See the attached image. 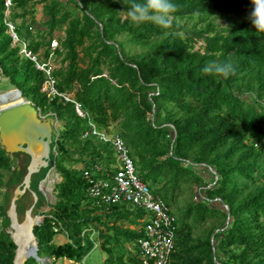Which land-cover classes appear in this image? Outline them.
I'll use <instances>...</instances> for the list:
<instances>
[{
  "label": "trees",
  "instance_id": "1",
  "mask_svg": "<svg viewBox=\"0 0 264 264\" xmlns=\"http://www.w3.org/2000/svg\"><path fill=\"white\" fill-rule=\"evenodd\" d=\"M228 1L173 0L178 10L172 27L165 30L124 19L128 0H16L14 23L44 5L45 20L26 33H36L35 39L27 41L17 27L33 54L43 50L47 59L52 40L65 33L58 37L54 76L62 93L74 94L87 115L83 118L74 104L50 102L42 93L45 74L14 43L0 0L3 77L42 114L53 113L62 123L51 146V161L62 179L55 187L56 204L40 214L44 219L34 230L40 258H49L52 264L63 259L82 264L95 248L90 234L82 235L95 229L101 249L114 256L115 264H141L137 247L141 233L121 225L136 226L144 211L128 204L98 207L87 197L94 167L109 169L116 162L109 144L83 138L91 122L100 131L114 127L129 147L138 175L167 204L175 200L174 192L182 184L204 185L203 200L189 205L184 220H177L171 264H264V32H257L250 17L222 29L208 24L199 30L178 23L212 13ZM245 4L252 7L251 0ZM120 35L148 50L132 54L125 42L118 41ZM229 59L235 71L228 77L203 72L207 63ZM166 106L173 111L164 120ZM13 156L21 162L12 170L13 158L0 146V264H14L17 246L5 231L10 224L7 211L12 191L23 185L31 161L26 154ZM45 169L38 182L34 179L43 169L32 176L30 191L16 202L20 221L34 204L32 193L38 197L37 210L45 205L46 197L38 191L50 167ZM209 169L218 174L215 185ZM5 171L11 172L6 184ZM203 171L209 172V182ZM4 185L9 193L1 203ZM211 220L216 226L195 237L194 225ZM59 223L71 242L54 243ZM133 242L134 250L127 247ZM25 264L41 263L29 258Z\"/></svg>",
  "mask_w": 264,
  "mask_h": 264
},
{
  "label": "built area",
  "instance_id": "2",
  "mask_svg": "<svg viewBox=\"0 0 264 264\" xmlns=\"http://www.w3.org/2000/svg\"><path fill=\"white\" fill-rule=\"evenodd\" d=\"M2 1L5 5V23L9 28L14 43L19 44L21 46V54L32 60L37 69L45 74L46 79L41 88L42 93L47 96L50 102L59 100L64 103L74 104L77 114L87 118L81 105L75 100L74 94L62 93L58 89V81L54 76V72L58 67L56 65V50L60 48V41L53 40L51 42V53L47 59L41 53L33 54L28 50L27 42L18 34L17 26L12 19L16 0ZM3 78L0 70V81ZM50 116L56 120L57 127L60 122L58 117L53 113H50ZM89 127V131L85 133L83 138L96 137L101 142L109 144L115 152L116 162L109 169H105L101 165L94 167V174L89 179L88 199L98 207L106 206L109 208L128 204L143 210L145 215L139 220L142 224L139 230L141 237L137 240L141 264H171L172 256L176 249L178 230L176 216L172 213L169 205L160 196L155 195L151 191L149 184L145 183L138 175L135 162L130 155V149L123 138L117 133L110 134L108 131H100L91 122H89ZM58 136L59 134L56 135L57 139ZM54 151H56L55 148ZM52 163L49 165V172L52 169L56 172L55 163L53 161ZM57 176L60 179L58 174ZM46 178L43 181H46ZM60 182V180L58 182L54 181L55 187ZM195 200L197 202L203 200L201 191H199ZM55 232L59 235L66 233L60 223L56 226ZM87 233L90 234L91 239L94 241L97 235L96 230H86L82 236ZM68 242L71 241L68 239ZM96 246L98 247L95 243Z\"/></svg>",
  "mask_w": 264,
  "mask_h": 264
},
{
  "label": "rangeland",
  "instance_id": "3",
  "mask_svg": "<svg viewBox=\"0 0 264 264\" xmlns=\"http://www.w3.org/2000/svg\"><path fill=\"white\" fill-rule=\"evenodd\" d=\"M247 1H250V0H229L228 4L221 9H218V10L213 11L212 13H209L206 15H197L194 17H188L185 19H181V20H178V23L182 26H186L189 28L197 27L199 30L204 29L208 24L217 25L218 29L219 28L222 29L225 27V25H227V23H229L233 20L240 21L244 18L250 17L252 7L250 5L245 4ZM43 7H44L43 4H39L36 7L35 14L32 13L29 16H27L26 18L16 20V23H15L16 26L18 28H20L21 30H23V36L25 39H27V41H32L33 39L36 38L37 35H36V33H34V35L26 36V33L29 31L33 32V26L36 23H42L45 20L44 14H43ZM40 13L43 14V17H41V18L38 17V15H40ZM15 14L20 15V10L16 9ZM123 18L124 19L127 18L126 14L124 15ZM203 20H205V21L203 22ZM53 40L59 41V38H57V36H56ZM118 41L125 42L127 44V46H126L127 50H130V52L132 54H140V53H143V52L148 50V46H146V45H135V44L130 43L129 39L126 35H120L118 37ZM201 45H202V43L198 44L197 49L200 48ZM40 53L43 54V50H41ZM56 65L59 66V62L56 63ZM247 87H248L247 82H245L244 87H243L244 91H246ZM22 99L23 98L21 97V94L19 93V91H17L16 89H14L10 85L8 79L3 78V80L0 81V108L3 107V109L4 108L9 109V108L15 107L18 105L17 103L19 101H21ZM14 104H16V105H14ZM172 111H173V108L171 106H166L164 111H163V114H162V119L165 120L167 118V113L172 112ZM41 115L45 119L48 117H51L50 113H46V114L41 113ZM149 120L153 121V114L149 115ZM61 124L62 123L60 121L58 123V126L55 128V134H54L53 138H55L56 135L59 134V132L61 130V128H60ZM109 133L110 134H116V132H114V127L110 128ZM11 157L13 158L14 156L11 155ZM13 161H14V164H13L12 170L15 168H18V166L21 162V159L20 158L19 159L13 158ZM42 169H43L42 174L35 177V179H34L35 182H38V179L46 173V169L45 168H42ZM209 172L212 173L210 169H209ZM209 172H207V171L201 172V175L204 176L206 178V180H208V182L211 179ZM10 176H11L10 171L4 172L5 184L8 182ZM46 177H47L46 181H43V182L41 181L40 186L38 188V191L39 192L42 191L46 197V202H45L44 207L37 210V208L35 206L36 204H35V198H34V204L31 205L29 208V209H31L34 207L33 214H32L34 217H36V216L42 217L40 214L51 211L52 208L54 207V205L56 204L57 199H56L54 181L58 182L59 180L61 181L62 179L58 178L54 169H52L50 172H48ZM213 182H215V179ZM22 186L23 185H20V186L14 188V190L12 191V199L15 195L16 190L18 188H21ZM203 186L204 185H201V184L199 185L193 181H190L188 183L182 184L181 187L174 192L175 193V195H174L175 200L173 202H170V203L168 202V204H169V207H170L172 213L176 216V218L179 222L184 220V213H185V211L189 205H191V206L197 205V201L195 199H196V196L198 195L199 191H202V189L204 188ZM28 191H30V189H28L26 191V193ZM7 193H9V189L7 188L6 185H4L1 189V203L5 202V198H6ZM26 193L24 195H26ZM34 212L37 214L34 215ZM24 218H25V216H24ZM24 218H23V220H24ZM190 222L192 223L193 221L190 220ZM138 224H139V226L142 225L140 222ZM137 225L136 226H130L128 223H122L121 226L123 229L135 228L133 230L138 231L139 226H137ZM0 226H1V221H0ZM214 226H216V223L213 220L207 221L206 223H203V224L194 225L193 234L195 237H198L203 233V231H206V230H208ZM62 235L66 238V241H68L67 234L64 233ZM60 240H61V238H59L57 240H56V238L54 239V241H56V242H59ZM94 242L96 243V245H98V247L96 246L87 255V257L82 262V264H115L114 263V256L108 254L107 252H105L104 250L101 249V247H100L101 242H99L97 240L96 236L94 238ZM127 247L129 249L134 250L135 249L134 242L127 245ZM110 257H111V261H107ZM40 263L45 264L43 261H40ZM49 264H52V260ZM55 264H79V263H76L74 261H70L67 259H63V260H58L57 262H55Z\"/></svg>",
  "mask_w": 264,
  "mask_h": 264
},
{
  "label": "water",
  "instance_id": "4",
  "mask_svg": "<svg viewBox=\"0 0 264 264\" xmlns=\"http://www.w3.org/2000/svg\"><path fill=\"white\" fill-rule=\"evenodd\" d=\"M16 90L19 91L18 89ZM20 94L22 95L21 92ZM23 100L24 103L21 105L7 110H0V146L9 155L22 153L31 158L23 186L16 190L10 208L7 211L10 224L5 228V231L17 246L14 264H16L18 258L26 254L29 248L32 249L33 253L28 254L29 256H26L28 258H25L21 264H25L29 258H34L38 262L43 261L45 264H49L51 259H42L38 256V241L34 232L35 227L42 223L44 216L34 217L32 215L33 207L26 211L25 218L21 222L18 217L16 202L30 189L32 176L39 173L42 168H48L50 164H53L51 161V146L55 134L56 120L51 117L43 118L39 109L31 101L24 97ZM211 172L215 177L213 184L215 185L219 177L216 171L211 170ZM33 196L36 204L38 197L36 193H33ZM226 208L229 209L228 207ZM36 218L42 219L36 221ZM24 230L28 231V235L24 233Z\"/></svg>",
  "mask_w": 264,
  "mask_h": 264
},
{
  "label": "clouds",
  "instance_id": "5",
  "mask_svg": "<svg viewBox=\"0 0 264 264\" xmlns=\"http://www.w3.org/2000/svg\"><path fill=\"white\" fill-rule=\"evenodd\" d=\"M252 10L250 21L257 32H264V0H251ZM178 10V5L173 0H128L126 9L127 18L134 24H151L161 28L169 29L175 20L174 13ZM168 33L165 32L164 35ZM235 71L233 62L229 59L226 62H209L203 72L222 77H228Z\"/></svg>",
  "mask_w": 264,
  "mask_h": 264
},
{
  "label": "bare ground",
  "instance_id": "6",
  "mask_svg": "<svg viewBox=\"0 0 264 264\" xmlns=\"http://www.w3.org/2000/svg\"><path fill=\"white\" fill-rule=\"evenodd\" d=\"M22 103H24V100L22 99L21 101H19L17 104L18 105H21ZM14 105H16V104H14ZM17 105V106H18ZM10 106V105H9ZM16 107V106H15ZM7 109V108H6ZM5 108L3 109V107L1 108V110H6ZM40 218H36V221L37 220H39ZM24 233L26 234V235H28L27 233H28V231L27 230H24ZM33 252H32V249L31 248H29V250H27L26 251V254L23 256V257H21V258H18L17 260H16V264H21L24 260H25V258H28V257H26L28 254H32ZM29 256V255H28Z\"/></svg>",
  "mask_w": 264,
  "mask_h": 264
},
{
  "label": "crops",
  "instance_id": "7",
  "mask_svg": "<svg viewBox=\"0 0 264 264\" xmlns=\"http://www.w3.org/2000/svg\"><path fill=\"white\" fill-rule=\"evenodd\" d=\"M43 14H44V13H43ZM43 14L40 13V15H38V17H40V18L43 17ZM59 35H60V36H64L65 33L62 32V33H60V34H57V35H56L57 38L59 37ZM138 228H139V229H138V232H139V230L141 229V226H139ZM131 229L133 230V229H135V228H131ZM59 238H61V240H60L59 242L54 241L55 244L62 245V244H65V243L68 242V241H66V238H65L63 235H58V236L56 237V240L59 239Z\"/></svg>",
  "mask_w": 264,
  "mask_h": 264
}]
</instances>
